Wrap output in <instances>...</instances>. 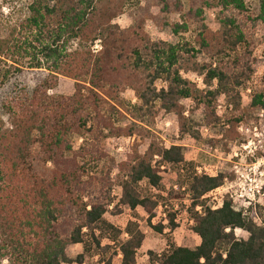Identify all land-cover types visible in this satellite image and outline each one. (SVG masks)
<instances>
[{
  "label": "trees",
  "instance_id": "16d2710c",
  "mask_svg": "<svg viewBox=\"0 0 264 264\" xmlns=\"http://www.w3.org/2000/svg\"><path fill=\"white\" fill-rule=\"evenodd\" d=\"M129 2L31 0L24 22L0 38V90L25 70L46 73L31 92L16 90L0 103V264H70L69 247L111 250L101 246L103 234L116 246L121 264H137L144 235L130 222L123 239L122 231L104 220L113 190H120V206L131 212L141 208L150 223L158 204L142 197L139 185L157 189L161 167H181L184 157L173 144L166 148L153 140L143 154L135 144L113 179V169L101 164L107 157L102 144L146 139L158 112L174 115L178 135L185 137L189 126L183 102L202 107L205 117L214 116L215 99L224 96L236 105L238 90L253 75V38L258 24L264 25V0L255 8L246 0H144L143 6L131 7L134 25L121 28L115 21ZM211 10H216L215 32L204 20ZM174 15L180 22L170 24ZM147 20L191 39L154 42L143 29ZM96 43L100 50H94ZM200 55L208 62H199ZM60 78L73 82L71 96L48 95ZM126 90L134 93L136 104L121 97ZM250 109L264 112V90L254 94ZM3 116L9 118V129ZM75 137L82 141L77 149ZM189 170L191 231L200 244L193 250L170 246L157 258L159 264H264V227L253 218L227 201L215 210L194 211L225 178ZM167 227L171 232L177 228L173 216ZM235 230L248 238H236Z\"/></svg>",
  "mask_w": 264,
  "mask_h": 264
},
{
  "label": "rangeland",
  "instance_id": "374dc122",
  "mask_svg": "<svg viewBox=\"0 0 264 264\" xmlns=\"http://www.w3.org/2000/svg\"><path fill=\"white\" fill-rule=\"evenodd\" d=\"M250 8L257 6L258 0H246ZM31 0H0L1 20L0 38H5L9 32L18 28L27 17V7ZM124 13L115 21L121 28H129L134 25L131 17V7L134 4L143 6L144 0H130ZM157 9H152L156 15ZM216 10L205 11L204 20L212 31L219 29L215 21ZM180 22L178 16L169 18V23ZM144 32L154 41H162L176 44L181 39L190 40L189 34L175 36L169 27L159 30L152 20H147L143 26ZM253 57L256 60L253 75L245 85L238 90L239 100L236 105L232 100L218 96L215 99L214 116L203 114V108L196 109L191 101L183 102L185 117L188 121L189 135L180 137L177 129V119L172 114L158 112L151 122V135L141 140L139 137L131 139H107L104 141L103 151L107 156L103 166H110L113 171L111 178L115 179L118 173V164L125 162L131 155L133 146L138 144L140 154L146 150L148 143L153 140L166 148L172 144L181 148L185 164L181 167H161V183L157 189H151L146 182L139 185L142 197L152 198L158 204L154 210V217L148 223V216L141 208L131 212L118 204L120 190L116 187L112 196L114 202L109 208V213L104 220L122 231V238L128 223H134L137 230L144 235L142 247L137 253V264H159L157 258L170 246L187 249H195L199 244V238L191 231L193 226L192 200L187 186V178L190 167L198 174L210 177L222 175L225 180L217 190L207 194L199 201L195 212H201L202 208L215 210L222 203L230 202L236 211L247 214L254 221L264 227V112L250 109L251 99L254 94L264 90V25L258 24L253 38ZM95 50H100L98 43ZM199 62H208V59L200 55ZM43 71L25 70L9 85L0 90V103L8 94L16 90L25 89L31 92L45 78ZM190 80L196 82L200 89H205L200 79L189 75ZM74 92L73 82L60 78L55 90L49 91V96H71ZM126 102L134 105L137 103L134 93L126 90L121 96ZM6 128H10L9 118L3 116ZM128 124L126 120L122 122ZM77 149L82 141L75 137L72 139ZM157 161L158 159L155 158ZM101 165V166H102ZM170 216L174 217L177 228L174 231L168 229ZM149 226L162 227L161 233L154 231ZM98 235V233H96ZM101 238V246H112L109 251H101L92 246L85 251L84 246L75 245L66 250L70 264H103L111 260L112 264H121V256H115L116 246H113L105 238ZM238 239L246 240L248 234L241 230H235Z\"/></svg>",
  "mask_w": 264,
  "mask_h": 264
},
{
  "label": "built area",
  "instance_id": "2783aa9c",
  "mask_svg": "<svg viewBox=\"0 0 264 264\" xmlns=\"http://www.w3.org/2000/svg\"><path fill=\"white\" fill-rule=\"evenodd\" d=\"M95 48V47H94ZM95 50V49H94ZM264 195V194H263ZM234 211H236V210H234ZM236 212H239V211H236Z\"/></svg>",
  "mask_w": 264,
  "mask_h": 264
}]
</instances>
